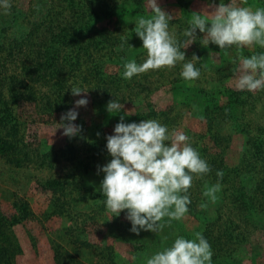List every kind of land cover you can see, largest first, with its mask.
Wrapping results in <instances>:
<instances>
[{
	"label": "rangeland",
	"instance_id": "1",
	"mask_svg": "<svg viewBox=\"0 0 264 264\" xmlns=\"http://www.w3.org/2000/svg\"><path fill=\"white\" fill-rule=\"evenodd\" d=\"M42 1L49 0H0L3 39L20 33L13 18L20 24ZM108 2L111 18L102 36L93 35L104 43L93 40L71 70L62 110L47 115L44 98L15 107L20 154L27 157L19 165L0 158L6 225L0 223V248L12 253L0 264H56L57 244L70 263L93 264L103 247L119 253L113 238L123 231L112 232L111 223L125 224L135 239L124 248V264H264V157L256 154L264 151V29L246 35L220 29L229 16L261 13L264 0ZM5 60L10 72L23 74L20 64ZM252 79L242 104L231 107L225 89ZM44 82L36 87L50 96ZM128 114L143 122L125 118L118 125ZM139 129L147 165L138 155L92 157L88 150L94 141ZM68 145L78 150L72 162L63 153ZM47 152L57 153L56 160L43 161ZM71 175L77 194L69 198L77 201L68 214H54L44 182L70 183ZM16 199L32 214L7 229Z\"/></svg>",
	"mask_w": 264,
	"mask_h": 264
},
{
	"label": "trees",
	"instance_id": "2",
	"mask_svg": "<svg viewBox=\"0 0 264 264\" xmlns=\"http://www.w3.org/2000/svg\"><path fill=\"white\" fill-rule=\"evenodd\" d=\"M108 1L49 0L48 2H38L36 6H30L27 16L23 17L20 24L14 22V18L12 19L13 21H10L11 25L20 30L18 35L13 36L10 40L8 38L5 40L6 38L3 39V36L6 28H1L3 31H0V158L6 162L19 165L23 157H27V154H20L22 152V148L20 147L21 141L19 139L21 124L15 117V107L21 102H37V100L44 98V108L47 115H50L54 111L60 112L62 110L59 101L66 94L65 90H67V86H72L68 77L72 72L71 70L75 68L74 66H76V69H79L83 57L90 54L91 42L97 38L95 36H102L101 27L110 20L111 17H108V15H111L112 11H114V8ZM56 2L59 5H53ZM37 9H43V16L40 18L35 16ZM30 17H35L36 19L31 20ZM254 28L264 29V6H262V11L259 14L247 17L242 16L236 19L229 16L220 27L221 30L235 31L242 35L248 34ZM95 33L98 34L93 36ZM95 42L96 44L99 42L103 44L104 39H98ZM5 59L20 64L23 74L10 72L9 68L6 67L8 62ZM97 72L94 70L95 76L101 74ZM83 79L85 80L84 76ZM42 82L49 85L52 96L39 94V89H37L36 85ZM254 82L255 79H252L248 83H245L244 87L225 89L228 104L231 107L242 104L240 98L248 92L249 86ZM103 90L106 92L105 88ZM199 94L202 95L205 103H207L208 97L206 93L201 91ZM110 116L112 117V115ZM139 116V114H128V117L126 115L125 117H119L117 124L123 125L125 118L137 120L140 118ZM143 118L146 120L149 118V115ZM137 121L143 122L141 119ZM121 128L123 127L121 126ZM256 129L261 132L263 131L260 126H257ZM139 131L140 129L138 133L132 130L129 132L123 130V133L119 134V138H111L104 143L94 141L88 144V150L93 152L92 157H97L103 152L115 156L125 153L129 155L133 154L135 157L138 155L137 158L143 160L144 165H147L150 159L148 158L145 161L143 159L145 157L140 153L138 143L141 135ZM247 132H250V130L247 129ZM63 153L68 155L66 156L68 161L72 162L78 158V150L73 145H68ZM56 154L53 152L43 154V161H55L58 156ZM256 154L258 158L262 155L263 160L264 151L262 154L260 147L256 151ZM71 177L70 183L61 178L48 179L44 182L46 192L50 194L49 209L54 214L62 216L68 214L72 209L73 203L77 201V198L76 200L72 199L73 201L69 198V194L75 196L77 194L76 184L74 185L72 181L74 176L71 175ZM181 199L185 202L184 193L181 194ZM151 203H155V200L153 199ZM13 208L16 214L14 216L11 215L7 219V229L18 226L32 214L29 204L21 199L14 201ZM0 219L3 218L0 217ZM0 223L2 226H6L4 220L0 221ZM109 227L112 232H118L119 229L123 231L122 233H115L113 238L115 245L119 249V253L114 251L112 245L106 248L103 247L97 254L93 252L95 254L94 258L98 259L93 264H104L105 261L110 264H124L122 256L124 248L127 245L131 246L132 242L135 241L132 235H129V231L124 228L125 224L111 223ZM83 245L86 249H91L90 244L83 242ZM97 249L99 250L100 248ZM9 254L12 253L6 248H0V261L7 260L10 262L8 259ZM68 257V252L64 251L62 246L55 245L54 260L56 264H72ZM71 258H73L72 255Z\"/></svg>",
	"mask_w": 264,
	"mask_h": 264
}]
</instances>
